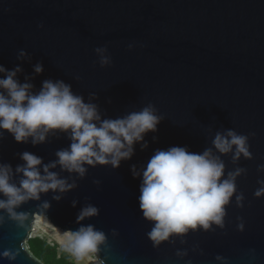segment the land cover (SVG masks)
Instances as JSON below:
<instances>
[{
	"label": "water",
	"instance_id": "1",
	"mask_svg": "<svg viewBox=\"0 0 264 264\" xmlns=\"http://www.w3.org/2000/svg\"><path fill=\"white\" fill-rule=\"evenodd\" d=\"M97 48H106L108 64L101 66ZM0 65L19 66L16 79L33 93L45 80L63 81L102 120L148 106L160 118L118 167L85 164L80 176L57 165L49 170L74 187L29 198L13 207L15 215L0 209V264H43L26 244L35 216L63 231L91 225L103 232L87 252L101 264H264V195H255L264 186V0H0ZM229 130L247 137L250 157L234 160L235 146L215 149L217 133ZM71 143L70 131L53 130L33 145L0 129V164L12 167L19 186L23 152L42 158L43 175V165ZM174 146L211 148L225 165L221 179L243 171L222 225L155 244L148 235L154 222L140 209L142 175L156 150ZM89 205L98 214L78 221Z\"/></svg>",
	"mask_w": 264,
	"mask_h": 264
},
{
	"label": "clouds",
	"instance_id": "2",
	"mask_svg": "<svg viewBox=\"0 0 264 264\" xmlns=\"http://www.w3.org/2000/svg\"><path fill=\"white\" fill-rule=\"evenodd\" d=\"M96 52L101 55V66L109 63V58L103 55L106 48H97ZM20 71L19 66L8 70L0 65V73H5L0 78V129L11 133L17 142H28L31 138L33 145L44 142L53 130L70 131L72 143L68 149L57 151L56 161L43 165V175L40 170L42 158L23 152L21 159L25 163L15 169L16 173L23 174L19 186L11 182L12 167L0 164V194L6 197L0 199V209H7L13 215L14 206L29 198L39 199L42 192H63L74 187L49 169L60 165L63 170L83 176L85 164L118 167L121 160L130 159L134 154L135 143L143 141L147 132L157 129L160 118L152 106L123 118L102 120L97 106L85 103L81 96L73 94L70 85L63 81L45 80L41 90L33 93L32 84L20 83L16 79ZM34 71L41 73L42 65H35ZM213 145L220 153H228L235 146L234 160L240 154L245 157L251 155L247 137L231 130L227 135L217 133ZM142 147H146V143ZM224 167L223 161L213 154L211 148L202 153L189 152L179 146L155 151L143 170L139 197L144 217L154 222L148 235L155 244L198 225L204 229L210 227V222L222 225L224 206L236 189L235 177L243 171L237 169L228 173V178L221 179ZM133 175H140L135 166ZM260 183L264 185V181ZM255 195H264V186ZM237 199L239 201L241 197ZM96 214L98 209L89 205L81 210L77 220ZM104 240V233L89 225L68 233L65 244L79 256L95 252Z\"/></svg>",
	"mask_w": 264,
	"mask_h": 264
},
{
	"label": "rangeland",
	"instance_id": "3",
	"mask_svg": "<svg viewBox=\"0 0 264 264\" xmlns=\"http://www.w3.org/2000/svg\"><path fill=\"white\" fill-rule=\"evenodd\" d=\"M58 229H56L44 216H35L28 238L38 236L47 240L50 244H56L58 251L65 250L70 255L71 261L74 264H101L94 254L86 252L78 256L70 251L65 244V237L70 232H64Z\"/></svg>",
	"mask_w": 264,
	"mask_h": 264
},
{
	"label": "trees",
	"instance_id": "4",
	"mask_svg": "<svg viewBox=\"0 0 264 264\" xmlns=\"http://www.w3.org/2000/svg\"><path fill=\"white\" fill-rule=\"evenodd\" d=\"M26 244L30 252L43 264H74L65 250L58 251L56 244H50L43 238L30 237Z\"/></svg>",
	"mask_w": 264,
	"mask_h": 264
},
{
	"label": "bare ground",
	"instance_id": "5",
	"mask_svg": "<svg viewBox=\"0 0 264 264\" xmlns=\"http://www.w3.org/2000/svg\"><path fill=\"white\" fill-rule=\"evenodd\" d=\"M56 229H58L57 227H55ZM58 230H60V229H58ZM65 232V231H64Z\"/></svg>",
	"mask_w": 264,
	"mask_h": 264
}]
</instances>
